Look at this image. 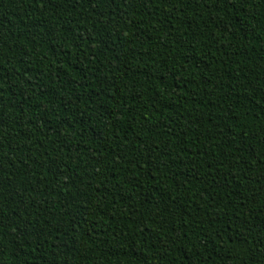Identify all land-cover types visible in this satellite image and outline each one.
Returning <instances> with one entry per match:
<instances>
[{
  "label": "trees",
  "instance_id": "1",
  "mask_svg": "<svg viewBox=\"0 0 264 264\" xmlns=\"http://www.w3.org/2000/svg\"><path fill=\"white\" fill-rule=\"evenodd\" d=\"M0 264H264V0H0Z\"/></svg>",
  "mask_w": 264,
  "mask_h": 264
}]
</instances>
